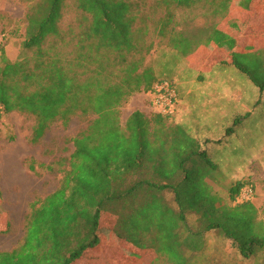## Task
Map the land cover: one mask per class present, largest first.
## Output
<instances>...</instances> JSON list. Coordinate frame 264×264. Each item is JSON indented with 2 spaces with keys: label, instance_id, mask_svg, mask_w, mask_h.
I'll use <instances>...</instances> for the list:
<instances>
[{
  "label": "trees",
  "instance_id": "1",
  "mask_svg": "<svg viewBox=\"0 0 264 264\" xmlns=\"http://www.w3.org/2000/svg\"><path fill=\"white\" fill-rule=\"evenodd\" d=\"M70 1L81 12L82 32L68 52L62 21ZM148 1L37 0L27 13L22 45L33 55L11 60L3 44L0 121L12 112L33 116L31 141L38 144L58 122L95 118L74 139H65L74 146L70 156L47 166L63 173L60 185L32 203L23 241L0 251V264H73L101 244L102 213L119 205L130 213L122 216V231L112 232L108 246L122 242L120 253L129 252L130 261L138 257L136 250H153L170 264H202L196 257L206 251L212 231L232 240L244 258L264 250L263 220L256 207L237 202L246 181L234 183L233 203L220 206L199 180L200 173L204 177L208 172L196 162H208L209 154L197 139L181 126L169 125V115L162 113L148 118L135 111L122 122L121 106L136 92L152 91L158 80L146 64L155 40L170 38L171 47L183 55L199 41L197 33L178 29L175 11L192 10L201 0H153L150 7L163 8L165 14L152 23L151 39ZM222 1L227 7L231 0ZM220 4L205 0L204 7H214L210 10L217 15ZM222 36L228 37L220 31L211 37ZM233 63L264 91V50L235 52ZM103 251L104 246L99 255Z\"/></svg>",
  "mask_w": 264,
  "mask_h": 264
},
{
  "label": "rangeland",
  "instance_id": "2",
  "mask_svg": "<svg viewBox=\"0 0 264 264\" xmlns=\"http://www.w3.org/2000/svg\"><path fill=\"white\" fill-rule=\"evenodd\" d=\"M37 0H0V35L7 56L11 60L20 59L22 56H32L31 51H23V42L27 27V13ZM72 2V1H70ZM226 1L221 0L217 7V13L222 15L227 9ZM228 2V0H227ZM146 5L145 15H149L150 24L165 14L163 8L150 7L154 5L149 0ZM205 0H201L192 10H178L176 19L180 22L178 29L188 34L197 33V25H207L214 20L211 10L207 8ZM211 9V10H210ZM199 16H206L199 18ZM81 12L77 10L72 2L65 12L62 28L67 35L68 43L66 51L75 48L77 36L82 31ZM196 20V21H195ZM204 20V21H203ZM154 34V25L150 30L151 39ZM171 39L155 40V47L151 54L147 55L146 64L152 66L158 76V80H169L172 82L173 75L180 63L175 57V52L170 45ZM179 62V63H178ZM158 80L156 82H158ZM252 83V82H251ZM253 87L257 88L253 83ZM258 90V88H257ZM144 91L138 92L143 93ZM132 102V96L121 106V118L125 123L127 118L136 108L144 109V105H150L151 95L142 94ZM264 106V105H263ZM146 108V107H145ZM263 119L264 122V108ZM156 112V111H155ZM153 110L143 112L148 118L155 115ZM95 115L89 117L76 116L69 125L62 122L54 124L38 144H33L31 139L36 125V119L27 114L12 112L6 114L0 121V229L9 231L0 233V251H10L21 244L25 236L26 216L31 212V205L35 201L44 200L50 193L54 192L60 185L63 173H52L48 170L49 164L55 163L59 157H68L74 150L73 143L65 139H74ZM257 120V119H256ZM259 121V120H258ZM263 122H257L256 127L263 126ZM171 119L168 124H172ZM258 137L259 134H255ZM253 140L247 144V148L239 150H208V162L199 163V167L207 168L206 176L198 175L207 185L204 189L215 194L219 198L218 205L232 204L231 187L239 180L246 181L247 186L252 188L253 195L246 201H240L242 190L237 196V202H250L257 209V215L263 220L264 227V150L259 149ZM258 144V143H257ZM259 146V145H258ZM35 167V170L31 168ZM58 167L57 165L55 166ZM170 196V195H169ZM108 213V214H107ZM130 211L123 206H112L105 210L101 217L100 234L101 244L88 249L83 256L73 264H170L164 256H158L153 250H136L138 257L130 261L129 252L120 253L119 246L111 243L112 232L115 235L118 230L122 231V216ZM195 218V217H194ZM105 219V220H104ZM104 221V224H103ZM107 223V224H105ZM111 230V231H110ZM111 233V234H109ZM104 246V251L102 250ZM131 247H127L130 249ZM132 249V248H131ZM95 255V259L94 255ZM127 255V257L125 256ZM93 259L92 262L87 260ZM196 261L202 264H264V250L251 258H244L238 249L233 246L232 240L218 231L207 234V249L196 257Z\"/></svg>",
  "mask_w": 264,
  "mask_h": 264
},
{
  "label": "crops",
  "instance_id": "3",
  "mask_svg": "<svg viewBox=\"0 0 264 264\" xmlns=\"http://www.w3.org/2000/svg\"><path fill=\"white\" fill-rule=\"evenodd\" d=\"M211 17L213 23L197 25L192 52L173 49L180 63L172 77L178 96L169 125L181 126L207 151L245 149L253 140L264 150V91L233 63L235 52L264 50V0H231L226 12ZM216 31L228 37L214 39ZM144 93L151 95L136 92L132 102ZM144 106L133 112L156 111L152 102Z\"/></svg>",
  "mask_w": 264,
  "mask_h": 264
},
{
  "label": "built area",
  "instance_id": "4",
  "mask_svg": "<svg viewBox=\"0 0 264 264\" xmlns=\"http://www.w3.org/2000/svg\"><path fill=\"white\" fill-rule=\"evenodd\" d=\"M3 46V37L0 35V52ZM177 90L173 82L169 80H160L155 83L151 91V102L157 113L172 115L177 101ZM253 195L252 188H246L242 191L240 201H246Z\"/></svg>",
  "mask_w": 264,
  "mask_h": 264
}]
</instances>
